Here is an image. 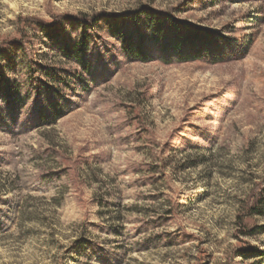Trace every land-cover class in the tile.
Returning <instances> with one entry per match:
<instances>
[{
	"label": "rangeland",
	"instance_id": "1",
	"mask_svg": "<svg viewBox=\"0 0 264 264\" xmlns=\"http://www.w3.org/2000/svg\"><path fill=\"white\" fill-rule=\"evenodd\" d=\"M141 6L215 41L192 62L164 63L149 48L153 61L137 63L100 22L99 54L87 56L98 68L52 126L39 118L46 96L25 98L22 64L80 70L35 30L30 55L2 46L0 264H251L242 253H264V234L243 237L236 224L264 180V0H0V44L19 37L20 18ZM243 223L264 227V217Z\"/></svg>",
	"mask_w": 264,
	"mask_h": 264
},
{
	"label": "trees",
	"instance_id": "2",
	"mask_svg": "<svg viewBox=\"0 0 264 264\" xmlns=\"http://www.w3.org/2000/svg\"><path fill=\"white\" fill-rule=\"evenodd\" d=\"M49 18L50 21L34 18L18 19L19 37L0 44V55L3 53L2 46L7 44L20 48L26 51V55H30L31 51L26 49L27 35L28 31L35 30L41 34L51 52H55L58 54L57 57L80 70L79 74H71L63 69L42 67L37 63L22 64L23 75L28 77L27 83L31 87L25 93V98L40 100L46 96L44 102L49 111L47 115H39V118L48 126H52L60 118L61 103L65 102L67 94L73 92L77 86L84 85V77H89L90 72L98 68L97 64L91 65L88 62L87 56L90 53L99 54L95 51L98 48L95 45L102 42L103 33L98 25L100 22L104 23V34L109 39L117 41L125 58L137 63L147 64L153 61L151 53L155 49L162 51L164 63H168L170 58H174L179 63L192 62L199 58L201 47L215 41L214 37L191 26L188 22L174 19L171 13L154 11L145 6L128 13H97L91 16L50 15ZM63 24L79 29V33L74 34L76 36L74 40L71 39L70 34L63 36L61 30ZM127 25H131L134 29H128ZM92 43L95 44L94 47ZM149 48L153 50L150 51ZM5 89L14 106L20 99L19 83H9ZM245 217H264V180L252 187L236 223L243 237L253 238L264 234V227H246L243 223ZM242 256L252 258L254 261L251 264H264V253H258L253 249L242 253Z\"/></svg>",
	"mask_w": 264,
	"mask_h": 264
}]
</instances>
